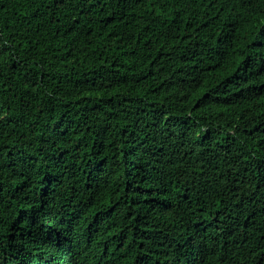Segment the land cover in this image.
<instances>
[{
    "label": "trees",
    "instance_id": "obj_1",
    "mask_svg": "<svg viewBox=\"0 0 264 264\" xmlns=\"http://www.w3.org/2000/svg\"><path fill=\"white\" fill-rule=\"evenodd\" d=\"M0 264H264V0H0Z\"/></svg>",
    "mask_w": 264,
    "mask_h": 264
}]
</instances>
